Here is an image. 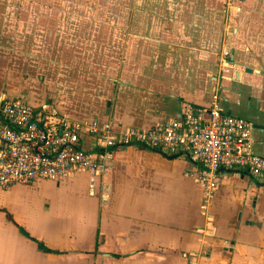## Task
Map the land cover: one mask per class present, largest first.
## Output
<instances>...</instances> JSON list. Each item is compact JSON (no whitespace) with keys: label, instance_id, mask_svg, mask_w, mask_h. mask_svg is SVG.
I'll use <instances>...</instances> for the list:
<instances>
[{"label":"crops","instance_id":"obj_1","mask_svg":"<svg viewBox=\"0 0 264 264\" xmlns=\"http://www.w3.org/2000/svg\"><path fill=\"white\" fill-rule=\"evenodd\" d=\"M10 96L141 128L215 99L264 155V0H0ZM0 264H264V184L227 173L210 190L129 145L100 175L0 189Z\"/></svg>","mask_w":264,"mask_h":264},{"label":"built area","instance_id":"obj_2","mask_svg":"<svg viewBox=\"0 0 264 264\" xmlns=\"http://www.w3.org/2000/svg\"><path fill=\"white\" fill-rule=\"evenodd\" d=\"M179 108L173 118L150 127H122L109 119H69L48 102L34 106L20 97H3L0 189L60 181L81 171L100 175L114 152L129 145L188 159L210 190L227 173L264 183V155L253 151L249 119L222 109L215 99Z\"/></svg>","mask_w":264,"mask_h":264},{"label":"rangeland","instance_id":"obj_3","mask_svg":"<svg viewBox=\"0 0 264 264\" xmlns=\"http://www.w3.org/2000/svg\"><path fill=\"white\" fill-rule=\"evenodd\" d=\"M7 96H9V94L7 95ZM10 97H13V96H10ZM138 147H140V146H138ZM144 148V147H143ZM176 158H183V157H176ZM184 160H186V162L187 163H189L190 165H192V166H194L195 168H196V166L194 165V163H192L191 161H189L188 159H185V158H183ZM251 180H253V179H251ZM40 181H43V180H40ZM47 181H52V180H47ZM254 181V180H253ZM53 182H55V181H53ZM254 182H256V181H254ZM257 183V182H256ZM259 183H262V182H259ZM262 184H264V183H262ZM28 185H31V184H28Z\"/></svg>","mask_w":264,"mask_h":264},{"label":"trees","instance_id":"obj_4","mask_svg":"<svg viewBox=\"0 0 264 264\" xmlns=\"http://www.w3.org/2000/svg\"><path fill=\"white\" fill-rule=\"evenodd\" d=\"M7 217L10 219V220H12V216L9 214V213H7ZM38 246L41 248V249H43V250H45V251H49L46 247H44L43 245H42V243H40V242H38Z\"/></svg>","mask_w":264,"mask_h":264},{"label":"water","instance_id":"obj_5","mask_svg":"<svg viewBox=\"0 0 264 264\" xmlns=\"http://www.w3.org/2000/svg\"><path fill=\"white\" fill-rule=\"evenodd\" d=\"M245 71H247V72H251V71H252V69H250V68L246 67V68H245ZM179 111H180V108L178 109V113H179Z\"/></svg>","mask_w":264,"mask_h":264}]
</instances>
